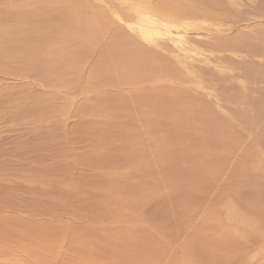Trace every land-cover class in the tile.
I'll use <instances>...</instances> for the list:
<instances>
[{"label":"rangeland","instance_id":"1","mask_svg":"<svg viewBox=\"0 0 264 264\" xmlns=\"http://www.w3.org/2000/svg\"><path fill=\"white\" fill-rule=\"evenodd\" d=\"M41 263L264 264V0H0V264Z\"/></svg>","mask_w":264,"mask_h":264},{"label":"bare ground","instance_id":"2","mask_svg":"<svg viewBox=\"0 0 264 264\" xmlns=\"http://www.w3.org/2000/svg\"><path fill=\"white\" fill-rule=\"evenodd\" d=\"M181 8V7H180ZM169 14V13H168ZM163 18V17H162ZM171 20V19H170ZM188 24V23H187ZM180 30V29H179ZM160 36V35H159ZM42 260V259H41ZM42 264V263H41Z\"/></svg>","mask_w":264,"mask_h":264}]
</instances>
